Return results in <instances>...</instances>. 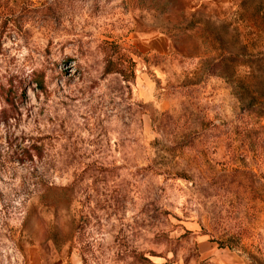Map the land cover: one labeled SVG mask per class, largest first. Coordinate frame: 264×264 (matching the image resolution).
Segmentation results:
<instances>
[{"label": "rangeland", "instance_id": "obj_1", "mask_svg": "<svg viewBox=\"0 0 264 264\" xmlns=\"http://www.w3.org/2000/svg\"><path fill=\"white\" fill-rule=\"evenodd\" d=\"M0 264H264V0H0Z\"/></svg>", "mask_w": 264, "mask_h": 264}, {"label": "trees", "instance_id": "obj_2", "mask_svg": "<svg viewBox=\"0 0 264 264\" xmlns=\"http://www.w3.org/2000/svg\"><path fill=\"white\" fill-rule=\"evenodd\" d=\"M37 85H40V82L39 83L37 82Z\"/></svg>", "mask_w": 264, "mask_h": 264}]
</instances>
